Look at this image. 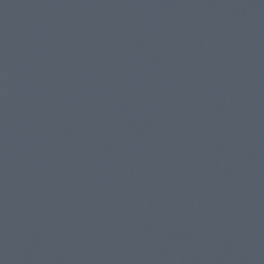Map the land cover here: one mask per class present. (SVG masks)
Listing matches in <instances>:
<instances>
[{"label": "water", "instance_id": "95a60500", "mask_svg": "<svg viewBox=\"0 0 264 264\" xmlns=\"http://www.w3.org/2000/svg\"><path fill=\"white\" fill-rule=\"evenodd\" d=\"M0 264H264V0H0Z\"/></svg>", "mask_w": 264, "mask_h": 264}]
</instances>
